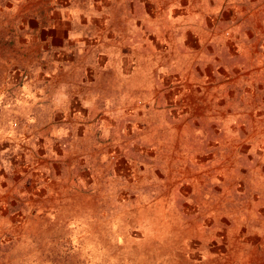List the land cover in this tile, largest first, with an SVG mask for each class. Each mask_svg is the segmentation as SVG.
<instances>
[{
	"label": "rangeland",
	"instance_id": "374dc122",
	"mask_svg": "<svg viewBox=\"0 0 264 264\" xmlns=\"http://www.w3.org/2000/svg\"><path fill=\"white\" fill-rule=\"evenodd\" d=\"M32 1L0 0V264H238L223 238L233 216L216 211L238 205L241 170L264 172V160L244 161L250 141L264 150V92L226 86L223 116L205 118L203 146L220 148L203 153L219 165H190L182 101L176 116L147 99L132 111L120 102L124 117L97 143L63 131L48 155L40 141L56 102L32 95L49 93L36 79L55 62L46 38L58 7Z\"/></svg>",
	"mask_w": 264,
	"mask_h": 264
},
{
	"label": "crops",
	"instance_id": "0c3cea01",
	"mask_svg": "<svg viewBox=\"0 0 264 264\" xmlns=\"http://www.w3.org/2000/svg\"><path fill=\"white\" fill-rule=\"evenodd\" d=\"M32 3L58 7V24L46 38L48 45H56L55 62L46 63L44 75L36 79L49 93L32 95L34 101L41 96V101L56 102L52 108L57 124L45 129L40 141L48 155L50 148L66 140L64 132L77 131L80 141L97 143L99 134H108L114 118L124 117L118 112L120 102L128 103L125 111H132L147 99L176 116L182 101L190 165H219V157L203 153L220 148L216 141L203 146L202 135L210 133L205 118L223 116L226 86L247 83L264 92V0ZM162 86L170 88L167 94ZM61 117H67L69 129L58 126ZM250 142L253 152L244 161L260 165L264 150L257 141ZM197 149L202 152L200 160L194 159ZM230 163L244 165L236 157ZM239 176L244 191L238 205L218 207L216 215L233 216L224 218L233 223V231L223 238L239 247L234 253L238 264H264V172L253 168L241 170Z\"/></svg>",
	"mask_w": 264,
	"mask_h": 264
}]
</instances>
